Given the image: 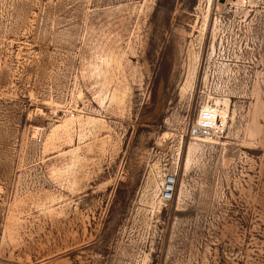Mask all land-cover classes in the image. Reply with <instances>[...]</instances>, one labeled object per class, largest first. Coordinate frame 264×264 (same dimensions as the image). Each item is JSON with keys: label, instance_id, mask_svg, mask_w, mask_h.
Instances as JSON below:
<instances>
[{"label": "rangeland", "instance_id": "1", "mask_svg": "<svg viewBox=\"0 0 264 264\" xmlns=\"http://www.w3.org/2000/svg\"><path fill=\"white\" fill-rule=\"evenodd\" d=\"M0 264H264V0H0Z\"/></svg>", "mask_w": 264, "mask_h": 264}, {"label": "bare ground", "instance_id": "2", "mask_svg": "<svg viewBox=\"0 0 264 264\" xmlns=\"http://www.w3.org/2000/svg\"><path fill=\"white\" fill-rule=\"evenodd\" d=\"M229 1H231V0H229ZM224 112H226L224 110V107L217 105L216 102H214L213 104L212 103L209 104L208 102H206V104L201 106L200 110L198 111L199 115L197 117L196 123L199 124V126L204 125L205 127H216V128H218L219 126L222 125V123H223V121L225 119ZM218 120H220V123L218 122ZM194 134H196V133L194 132ZM193 138L213 139L207 134L202 136V137L194 135ZM170 177L172 178V176H170ZM170 180L171 179H169L168 176H166L161 181V184L159 185L160 196H164L163 195L164 191L168 190L169 187H166L165 183L168 182L171 185Z\"/></svg>", "mask_w": 264, "mask_h": 264}, {"label": "water", "instance_id": "3", "mask_svg": "<svg viewBox=\"0 0 264 264\" xmlns=\"http://www.w3.org/2000/svg\"><path fill=\"white\" fill-rule=\"evenodd\" d=\"M168 178H169V179H171V177H170V176H168ZM165 186H166V187H169V186H170V184H169L168 182H166V183H165ZM164 194H167V191H164Z\"/></svg>", "mask_w": 264, "mask_h": 264}, {"label": "built area", "instance_id": "4", "mask_svg": "<svg viewBox=\"0 0 264 264\" xmlns=\"http://www.w3.org/2000/svg\"><path fill=\"white\" fill-rule=\"evenodd\" d=\"M202 126H204V125H202ZM205 127V126H204Z\"/></svg>", "mask_w": 264, "mask_h": 264}]
</instances>
